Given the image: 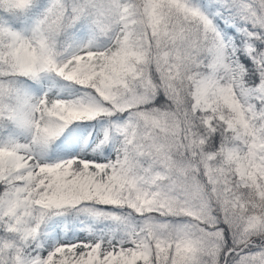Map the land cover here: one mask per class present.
<instances>
[{
	"label": "snow or ice",
	"instance_id": "snow-or-ice-1",
	"mask_svg": "<svg viewBox=\"0 0 264 264\" xmlns=\"http://www.w3.org/2000/svg\"><path fill=\"white\" fill-rule=\"evenodd\" d=\"M0 264H264V0H0Z\"/></svg>",
	"mask_w": 264,
	"mask_h": 264
}]
</instances>
